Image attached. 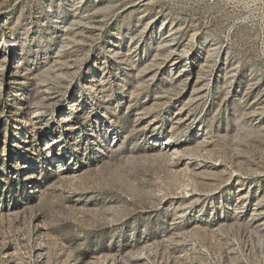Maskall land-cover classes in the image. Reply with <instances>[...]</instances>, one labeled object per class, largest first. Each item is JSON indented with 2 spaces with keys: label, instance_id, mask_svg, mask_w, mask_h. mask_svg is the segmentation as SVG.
<instances>
[{
  "label": "rangeland",
  "instance_id": "374dc122",
  "mask_svg": "<svg viewBox=\"0 0 264 264\" xmlns=\"http://www.w3.org/2000/svg\"><path fill=\"white\" fill-rule=\"evenodd\" d=\"M0 264H264V0H0Z\"/></svg>",
  "mask_w": 264,
  "mask_h": 264
}]
</instances>
